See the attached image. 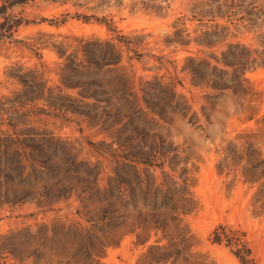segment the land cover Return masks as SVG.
<instances>
[{
    "label": "rangeland",
    "instance_id": "1",
    "mask_svg": "<svg viewBox=\"0 0 264 264\" xmlns=\"http://www.w3.org/2000/svg\"><path fill=\"white\" fill-rule=\"evenodd\" d=\"M20 16L0 44V264H264V0Z\"/></svg>",
    "mask_w": 264,
    "mask_h": 264
},
{
    "label": "trees",
    "instance_id": "2",
    "mask_svg": "<svg viewBox=\"0 0 264 264\" xmlns=\"http://www.w3.org/2000/svg\"><path fill=\"white\" fill-rule=\"evenodd\" d=\"M37 0H0V44L12 40L14 34L21 28L29 24L20 16L21 11ZM213 243H220L217 231L211 237ZM247 253L248 250H247ZM240 264H247L244 256L235 254Z\"/></svg>",
    "mask_w": 264,
    "mask_h": 264
}]
</instances>
